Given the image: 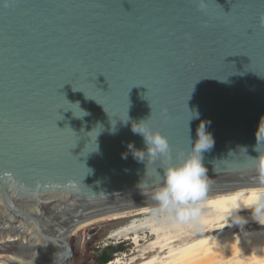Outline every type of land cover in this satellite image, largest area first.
Segmentation results:
<instances>
[{"label":"water","instance_id":"water-1","mask_svg":"<svg viewBox=\"0 0 264 264\" xmlns=\"http://www.w3.org/2000/svg\"><path fill=\"white\" fill-rule=\"evenodd\" d=\"M262 16L264 0H0V260L75 264V223L156 202L201 121L205 198L264 188ZM147 117L167 160L128 148Z\"/></svg>","mask_w":264,"mask_h":264},{"label":"bare ground","instance_id":"bare-ground-1","mask_svg":"<svg viewBox=\"0 0 264 264\" xmlns=\"http://www.w3.org/2000/svg\"><path fill=\"white\" fill-rule=\"evenodd\" d=\"M203 205L195 224H175L154 215L157 202L83 218L73 227L80 237L75 264L95 238L124 232H134L131 237L138 245L150 240L148 249L134 258L136 264H264V188L204 198ZM153 251L152 257L146 255ZM0 264L46 263L8 257Z\"/></svg>","mask_w":264,"mask_h":264},{"label":"clouds","instance_id":"clouds-1","mask_svg":"<svg viewBox=\"0 0 264 264\" xmlns=\"http://www.w3.org/2000/svg\"><path fill=\"white\" fill-rule=\"evenodd\" d=\"M196 2L201 11L206 9L207 0H196ZM261 24L264 25V16L261 17ZM191 113H195L191 118L198 117V112L191 111ZM149 117L131 122V131L142 137L144 148L137 149L131 143L128 148L138 161L167 160L171 153L169 140L160 131L153 130L149 124ZM123 121L127 123L129 117ZM213 145L214 138L206 130V122L201 121L197 128L196 139L192 140L191 151L182 162L169 164L164 169L163 182L153 194V199L157 202V207L153 209L154 215L180 225L195 224L200 221L209 184L204 153L210 151Z\"/></svg>","mask_w":264,"mask_h":264},{"label":"rangeland","instance_id":"rangeland-1","mask_svg":"<svg viewBox=\"0 0 264 264\" xmlns=\"http://www.w3.org/2000/svg\"><path fill=\"white\" fill-rule=\"evenodd\" d=\"M134 232L132 233H126L120 235H111V233L104 234L100 237H97L94 239L92 244L88 247V250L86 251L84 258H82V261L79 262V264H100L99 258L103 254V248L111 243H117V242H124L126 245V250L115 253L114 258L120 259L121 263L116 264H136V261H134L135 257H138L139 254L143 252V250H147L148 244L150 240H142L139 241V245L134 242V239L132 238L134 236ZM144 234H142L143 236ZM132 236V237H131ZM132 239V240H131ZM95 243V244H94ZM156 251H153L149 254H146L149 257H152Z\"/></svg>","mask_w":264,"mask_h":264},{"label":"trees","instance_id":"trees-1","mask_svg":"<svg viewBox=\"0 0 264 264\" xmlns=\"http://www.w3.org/2000/svg\"><path fill=\"white\" fill-rule=\"evenodd\" d=\"M125 243L117 242V243H111L103 248V254L99 258L100 264H106L114 259V254L119 253L126 250Z\"/></svg>","mask_w":264,"mask_h":264},{"label":"snow or ice","instance_id":"snow-or-ice-1","mask_svg":"<svg viewBox=\"0 0 264 264\" xmlns=\"http://www.w3.org/2000/svg\"><path fill=\"white\" fill-rule=\"evenodd\" d=\"M234 199V198H233Z\"/></svg>","mask_w":264,"mask_h":264}]
</instances>
